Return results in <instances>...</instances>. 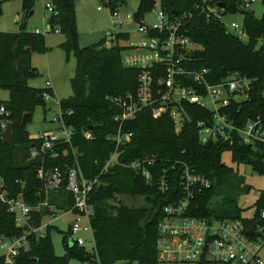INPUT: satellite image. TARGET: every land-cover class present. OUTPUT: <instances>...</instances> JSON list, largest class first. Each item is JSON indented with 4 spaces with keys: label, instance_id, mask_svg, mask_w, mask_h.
Here are the masks:
<instances>
[{
    "label": "trees",
    "instance_id": "trees-1",
    "mask_svg": "<svg viewBox=\"0 0 264 264\" xmlns=\"http://www.w3.org/2000/svg\"><path fill=\"white\" fill-rule=\"evenodd\" d=\"M11 0H0L2 5ZM36 0H23V10L28 12ZM55 12L48 21L52 28L58 27L65 35L62 50L72 54L76 60V72L71 80L73 96L61 102V108L73 110L74 115L67 124L77 131L69 146H61L56 157L48 158V166H58L64 162H73L72 148L77 149L80 165L86 179L99 177L100 183L91 194L94 207L92 226L96 254L89 256L85 247L70 246L67 235L64 237L66 254L56 256L51 239L53 227L46 230L44 238L29 237V249L22 250L15 264H69L77 259L85 264L98 258L102 264H159L157 250L158 226L163 217V207L180 197V172L178 171L174 187L169 194L161 195L154 183H147L132 171L115 167L102 175V170L114 152L115 146L108 136L115 133L119 125L113 121L118 113L108 101V97L122 96L135 92L138 85L137 70L126 69L122 65V47H109L106 39L82 47L79 43L75 0H52ZM126 0H110L113 7H119ZM199 0H161L162 7L170 15L173 12L181 16L188 14L183 30L190 40L200 47L193 68L207 69L208 80L218 83L223 78L238 73L250 79H257V93L249 103L233 105L231 118L240 127L249 119H264V101L261 99L264 84V11L261 18L254 12H241L239 0L228 1L227 14L242 13L246 41L226 29L221 21L209 19L196 9ZM154 0H140L136 12L138 19L152 9ZM264 9V7H263ZM25 23L17 33L0 32V88L10 92L8 101L0 99V109L4 107L7 115H0L2 122L12 123L14 145L4 144L0 131V178L4 191L9 198L22 196L30 206L37 205L41 183L37 176L42 160H31L30 152L37 147V138H31L27 131L37 107H45L43 94L55 96L53 89H37L28 81L39 76L32 65L34 53H46L44 35H36L26 30ZM119 39L127 40L123 33ZM191 122L181 133H176L175 125L168 114L155 119L150 109L139 113L135 119L126 122L122 130L132 133L131 143L122 148L120 160L132 162L146 156H155L156 164L167 167L168 162L181 161L191 165L197 174L209 180L211 188L194 198L190 213L199 218L216 217L218 219H242V210L238 198L246 190L244 179L225 165L222 156L232 152L233 162L249 165L264 173L263 147L254 151L238 140L233 146L229 143L203 145L195 127L197 120L210 116V113L196 106L186 105ZM29 114L27 124L22 118ZM89 131L92 138L87 140L84 133ZM50 204L58 210L69 211L73 207L72 197L65 191L52 193ZM139 196L146 199V205L131 207L119 200V197ZM58 197V198H57ZM44 199V196H43ZM264 209V191L257 201V212L253 220L244 221L248 228L264 225L261 212ZM48 211L35 214L34 225L39 226ZM152 213L150 220H146ZM23 229L16 226L15 217L0 201V235L8 237L22 236ZM0 264H3L0 259ZM208 264V263H200Z\"/></svg>",
    "mask_w": 264,
    "mask_h": 264
},
{
    "label": "built area",
    "instance_id": "built-area-1",
    "mask_svg": "<svg viewBox=\"0 0 264 264\" xmlns=\"http://www.w3.org/2000/svg\"><path fill=\"white\" fill-rule=\"evenodd\" d=\"M44 8L50 15L55 12L52 0H42ZM98 10L106 6L114 19V26H122L124 20L137 24L139 42H134L130 34L124 44H118V34L109 31L105 34L109 47H122V65L126 69L137 70L138 85L135 92L122 96L108 97L110 104L118 110L113 121L119 125L118 130L108 136L114 146L102 175L110 169L119 167L132 171L142 177L147 183L156 184L161 195L169 194L175 185L177 173L180 172V197L163 207V217L158 226L157 250L159 263H208V264H264L260 258V251L264 247V225L248 228L242 219L199 218L191 215L190 208L194 198L203 191L211 188L212 184L195 169L184 162H168L167 167L157 165L156 157L146 156L132 161L122 162L120 156L122 148L131 143L133 134L122 130V126L132 121L139 113L146 109L152 111L155 119L168 114L173 121L176 133H181L185 125L191 122L186 105L204 109L210 113L209 117L197 120L195 127L200 142L203 145L229 143L233 146L238 140L242 145L251 147L254 151L264 149V119L257 117L249 119L243 127L238 126L231 118L233 105L249 103L257 93V79H250L238 73L231 74L218 83L208 80L207 69H194L192 64L196 59L187 57L186 53L200 47L186 36L183 25L188 14L181 16L168 14L162 3L154 1L152 9L144 17L138 19L136 13L122 16L119 7H113L110 0H100ZM230 0H199L196 9L209 19L221 21L228 31L242 40L247 39L244 25L236 22L227 27L223 22ZM126 2V1H125ZM225 3V7L220 4ZM264 7V0H239L241 11L253 12L255 4ZM150 17V18H149ZM51 32L61 33L60 28H52ZM36 35H45L47 31L38 28L29 30ZM120 34V33H119ZM119 39V38H118ZM122 40V39H121ZM180 50H185V54ZM197 57V56H196ZM51 88V81L47 82ZM52 89V88H51ZM48 102L54 99L49 93L43 94ZM261 99L264 101V84L262 85ZM60 111L53 119L54 130L43 132L37 139L39 144L30 152L31 160H42L37 171L41 183L39 192L42 200L35 206H30L22 196L9 198L3 188L0 178V201L15 217L16 226L23 229L22 236L8 237L0 235V259L3 264H15L22 250L29 249V237L44 238L51 223L44 224V218L54 217L59 211L50 204L49 195L65 191L72 197L73 207L65 214H72L74 221L69 228L67 243L71 246L85 247L87 240L80 236L87 234L92 240L96 254L94 229L92 220L94 207L91 204V194L95 186L100 183L99 177L86 179L77 149L72 148L73 162H64L58 166H48V158L58 155V148L69 146L77 131L67 124V119L74 115L73 110L64 111L59 102ZM7 115L4 107L0 115ZM7 123L0 124V131H5ZM87 140L92 138L89 131L84 133ZM264 152V150H263ZM44 196V199H43ZM48 213L39 226L34 225L35 214ZM264 220V210L261 212ZM251 231L252 234H248ZM85 264H102L98 258Z\"/></svg>",
    "mask_w": 264,
    "mask_h": 264
},
{
    "label": "rangeland",
    "instance_id": "rangeland-1",
    "mask_svg": "<svg viewBox=\"0 0 264 264\" xmlns=\"http://www.w3.org/2000/svg\"><path fill=\"white\" fill-rule=\"evenodd\" d=\"M104 1V0H103ZM160 3L161 0H154ZM103 5L100 0H75L77 31L79 43L82 47H88L102 40L105 34L113 31L115 34H130L134 42H139L140 35L137 33V24L133 21L124 20L122 26H114L110 10L104 6L102 11L98 8ZM140 5V0H126L121 6L120 14L126 16L134 15ZM256 18H261L263 7L260 3L255 4L252 8ZM50 13L45 10L44 2L36 0L28 12L23 10V0H11L2 5L0 12V32L17 33L20 25L25 23L26 30L38 28L40 31H47L45 44L48 48L46 53H34L32 56V65L38 71L39 76L30 79L29 85L33 88L44 89L47 82L51 81V88L55 93V98L46 102L45 107H37L30 122L27 125V131L31 138H38L43 132L52 131L56 127L52 121L60 111L59 102L69 100L73 96L71 80L76 72V60L72 54L68 55L62 50L61 45L65 42V35L62 33L51 32L48 26ZM244 16L242 13L227 14L223 22L227 27L236 22L242 24ZM244 41H246L244 39ZM118 44H124L125 41L117 38ZM264 44V39L258 42L257 48ZM10 92L0 88V99L8 101ZM223 163L232 168L235 173L244 179L246 190L238 198V204L242 210V220L251 221L257 212V201L264 191V173H260L249 165H238L233 162L232 152L226 151L222 156ZM54 195V194H50ZM49 195V196H50ZM58 198V197H57ZM119 200L131 207H142L146 205V199L139 196L119 197ZM264 210V209H263ZM54 217L44 218V224L51 223L53 229L51 239L56 256L63 257L66 254V247L63 242L64 237L68 234L69 228L74 221L72 214H65L61 210L56 211ZM87 242L86 251L90 258L93 254V243L87 234H82ZM72 244H70L71 246ZM260 258L264 263V247L260 251ZM92 259V258H91ZM69 264H83L77 259H71ZM138 264V263H134ZM174 264V263H159ZM179 264H196V263H179Z\"/></svg>",
    "mask_w": 264,
    "mask_h": 264
},
{
    "label": "water",
    "instance_id": "water-1",
    "mask_svg": "<svg viewBox=\"0 0 264 264\" xmlns=\"http://www.w3.org/2000/svg\"><path fill=\"white\" fill-rule=\"evenodd\" d=\"M221 7H225L226 4L222 3L220 4ZM243 12V11H241ZM172 14L177 15L178 13L173 12ZM150 18V17H149ZM181 53L185 54V50H180ZM187 57L194 59L197 56V53L195 51L186 53ZM29 118V114H25L22 118V125L25 126L27 124ZM1 138L3 139L4 144L13 146L14 145V139H13V125L12 123H8L6 130L1 134ZM152 217V213H149L146 220H150ZM248 234H252L251 231L248 232Z\"/></svg>",
    "mask_w": 264,
    "mask_h": 264
}]
</instances>
